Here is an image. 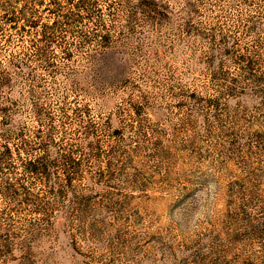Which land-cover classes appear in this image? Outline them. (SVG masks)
<instances>
[{
	"label": "rangeland",
	"instance_id": "1",
	"mask_svg": "<svg viewBox=\"0 0 264 264\" xmlns=\"http://www.w3.org/2000/svg\"><path fill=\"white\" fill-rule=\"evenodd\" d=\"M0 264H264V0H0Z\"/></svg>",
	"mask_w": 264,
	"mask_h": 264
},
{
	"label": "trees",
	"instance_id": "2",
	"mask_svg": "<svg viewBox=\"0 0 264 264\" xmlns=\"http://www.w3.org/2000/svg\"><path fill=\"white\" fill-rule=\"evenodd\" d=\"M147 5H151V4L148 3ZM158 15H160V14L157 12L156 16H158ZM161 15H163V14L161 13ZM7 152H9V148H7L5 146L2 153H7ZM25 165H26V168L29 169V170L35 169V163L33 161H27Z\"/></svg>",
	"mask_w": 264,
	"mask_h": 264
}]
</instances>
